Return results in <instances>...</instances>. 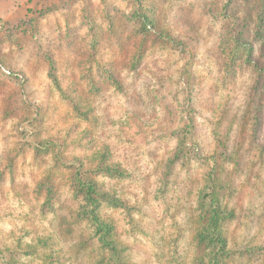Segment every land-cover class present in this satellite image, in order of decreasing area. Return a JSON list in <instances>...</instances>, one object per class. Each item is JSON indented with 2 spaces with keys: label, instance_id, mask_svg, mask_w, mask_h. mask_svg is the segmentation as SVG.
<instances>
[{
  "label": "clouds",
  "instance_id": "clouds-1",
  "mask_svg": "<svg viewBox=\"0 0 264 264\" xmlns=\"http://www.w3.org/2000/svg\"><path fill=\"white\" fill-rule=\"evenodd\" d=\"M0 264H264V0H0Z\"/></svg>",
  "mask_w": 264,
  "mask_h": 264
},
{
  "label": "rangeland",
  "instance_id": "rangeland-1",
  "mask_svg": "<svg viewBox=\"0 0 264 264\" xmlns=\"http://www.w3.org/2000/svg\"><path fill=\"white\" fill-rule=\"evenodd\" d=\"M73 45H74V41H72L71 38H70L69 47H73ZM94 46H95V41L93 40V47ZM21 135H24V133H21ZM36 151H37V153H39L40 152V149L38 148ZM77 174H79V173H77ZM85 191H86V187L83 186V185H81L80 189L76 193H74V199H78L79 198V195L82 192H85ZM48 204H49V202L46 201L44 206L47 207Z\"/></svg>",
  "mask_w": 264,
  "mask_h": 264
},
{
  "label": "trees",
  "instance_id": "trees-1",
  "mask_svg": "<svg viewBox=\"0 0 264 264\" xmlns=\"http://www.w3.org/2000/svg\"><path fill=\"white\" fill-rule=\"evenodd\" d=\"M77 175H79V174H77ZM81 185L86 187V192L88 194V198H91L93 196L94 191H95V186L91 182H89L87 185H84L83 183H81Z\"/></svg>",
  "mask_w": 264,
  "mask_h": 264
}]
</instances>
